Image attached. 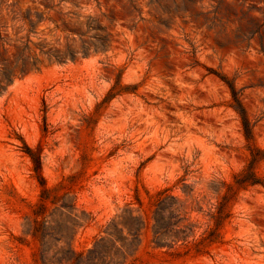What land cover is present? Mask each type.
I'll list each match as a JSON object with an SVG mask.
<instances>
[{
    "label": "rangeland",
    "instance_id": "1",
    "mask_svg": "<svg viewBox=\"0 0 264 264\" xmlns=\"http://www.w3.org/2000/svg\"><path fill=\"white\" fill-rule=\"evenodd\" d=\"M127 207L122 264H264V0H0V264L86 253Z\"/></svg>",
    "mask_w": 264,
    "mask_h": 264
},
{
    "label": "trees",
    "instance_id": "2",
    "mask_svg": "<svg viewBox=\"0 0 264 264\" xmlns=\"http://www.w3.org/2000/svg\"><path fill=\"white\" fill-rule=\"evenodd\" d=\"M29 15L30 12L26 14L24 19L29 24L35 25ZM26 48H28L27 44L22 50L24 51ZM38 61L37 58H34L32 65H35ZM26 63L24 60V64ZM241 117L245 135L248 137L249 123L243 114ZM260 183L254 175L249 181L250 185ZM221 185L228 186L225 181H219L218 186ZM169 191L170 188L167 187L159 189L150 196V201L153 207L154 236L159 239H169L174 244L179 240L185 241L193 233L194 225L185 223L187 221V204H185V201H181L177 196L170 195ZM183 191L188 195L192 192V189L184 186ZM137 201L141 204L138 198ZM195 203L198 204V201H195ZM145 225L146 221L142 215H135L132 209L124 208L105 225L104 235L95 238L92 247L86 253L69 247L58 250L49 261H57L59 264H122L127 256L134 252L140 233ZM41 227L43 230L55 229V226L47 225L46 222L41 223ZM43 261L45 263L48 260L44 258Z\"/></svg>",
    "mask_w": 264,
    "mask_h": 264
}]
</instances>
